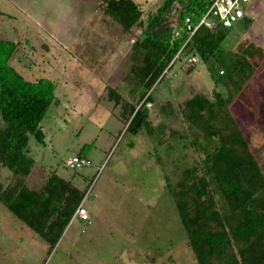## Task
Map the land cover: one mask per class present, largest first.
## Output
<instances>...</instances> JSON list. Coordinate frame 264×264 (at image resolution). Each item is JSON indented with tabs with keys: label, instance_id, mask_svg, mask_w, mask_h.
Segmentation results:
<instances>
[{
	"label": "rangeland",
	"instance_id": "374dc122",
	"mask_svg": "<svg viewBox=\"0 0 264 264\" xmlns=\"http://www.w3.org/2000/svg\"><path fill=\"white\" fill-rule=\"evenodd\" d=\"M136 1L146 19L164 0ZM179 7L170 15L172 25ZM0 12V38L19 44L11 64L29 80L53 77L57 85V99L41 122L45 143L30 135L36 163L28 185L40 189L53 171L96 195L84 203L90 221L73 218L53 248L0 200V264H198L167 185L205 156L183 119L184 101L195 93L213 98L215 78L236 61L241 44L256 57L264 54V26L248 32L243 19L230 28L217 59L199 58L194 66L185 55L178 59L146 105L157 128L150 135L128 127L130 103L143 90L130 72L141 27L125 32L101 0H0ZM258 60L231 105L264 169V58ZM107 86L126 99L121 106ZM218 88L228 94L233 87L223 82ZM167 102L172 113L161 110ZM85 150L88 165L65 164ZM12 179L0 164V180L8 185Z\"/></svg>",
	"mask_w": 264,
	"mask_h": 264
},
{
	"label": "trees",
	"instance_id": "16d2710c",
	"mask_svg": "<svg viewBox=\"0 0 264 264\" xmlns=\"http://www.w3.org/2000/svg\"><path fill=\"white\" fill-rule=\"evenodd\" d=\"M211 2L164 0L144 19V11L136 0H101L104 13L125 32L141 27L133 41L130 67L136 83L143 89L136 104L130 103L128 127L135 132L144 129L150 135L155 134L157 128L149 119L146 105L152 101L156 85L178 59L184 55H196L204 61L220 57L231 27L216 24L199 27L183 54L174 60L189 37L183 23L186 16L197 24ZM176 5L180 6L176 13L178 22L172 25L169 18ZM18 45V41L0 38V164L12 171L13 178L8 185L0 180V200L53 248L87 191L53 171L40 189L27 183L36 163L30 135L45 143L41 122L57 99V85L47 77L29 80L11 64ZM255 54L247 44L244 47L241 44L236 61L228 70L220 69L215 78L213 98L195 93L184 101L183 119L205 156L183 168L175 185L170 182L167 185L198 264H264V169L247 128L231 105L233 97L255 74L260 65L258 59L264 58V54L257 57ZM193 69L189 68V73ZM223 82L233 87L228 94L218 88ZM107 90L109 98L120 106L126 101L114 87L107 86ZM170 105L163 104L161 110L172 113ZM171 134L175 136V132ZM88 147L85 145L83 151ZM85 154L86 150L78 155L86 157Z\"/></svg>",
	"mask_w": 264,
	"mask_h": 264
},
{
	"label": "built area",
	"instance_id": "2783aa9c",
	"mask_svg": "<svg viewBox=\"0 0 264 264\" xmlns=\"http://www.w3.org/2000/svg\"><path fill=\"white\" fill-rule=\"evenodd\" d=\"M256 0H212L210 6L204 14L199 18L197 24L193 23L191 17L186 16L183 21L187 30L189 31V37L178 51L176 58L183 54V50L187 42L191 39L196 30L201 26L213 27L216 24H222L225 27H233L234 25L241 22L247 15V8ZM134 41V39H133ZM187 61L190 64H195L198 62L199 57L196 55H188ZM173 60V61H174ZM172 61V63H173ZM66 165L71 167H83L89 164V160L86 157H80L79 155H74L70 157L66 162ZM91 191L88 189L84 199L81 204L78 206L73 218L79 217L83 221H90V215L88 214L87 209L85 208V201L91 198Z\"/></svg>",
	"mask_w": 264,
	"mask_h": 264
},
{
	"label": "crops",
	"instance_id": "0c3cea01",
	"mask_svg": "<svg viewBox=\"0 0 264 264\" xmlns=\"http://www.w3.org/2000/svg\"><path fill=\"white\" fill-rule=\"evenodd\" d=\"M244 20H247V22H248V27H249V28H247L248 32L250 29L256 28L257 25L258 26L259 25L264 26L263 25L264 24V0H256L251 5H249V7L247 8V15L244 18ZM7 39H10V38H7ZM11 40H13V39H11ZM50 75L53 76L52 74H50ZM49 78L52 79L53 77H49ZM34 80H36V79H34ZM95 197H96V195L92 194L90 199L93 200Z\"/></svg>",
	"mask_w": 264,
	"mask_h": 264
},
{
	"label": "water",
	"instance_id": "95a60500",
	"mask_svg": "<svg viewBox=\"0 0 264 264\" xmlns=\"http://www.w3.org/2000/svg\"><path fill=\"white\" fill-rule=\"evenodd\" d=\"M146 109L148 110V107H146Z\"/></svg>",
	"mask_w": 264,
	"mask_h": 264
}]
</instances>
